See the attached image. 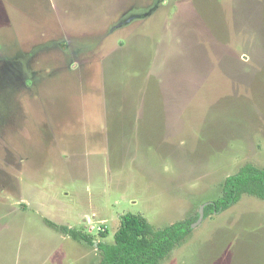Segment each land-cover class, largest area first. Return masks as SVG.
Returning <instances> with one entry per match:
<instances>
[{
  "label": "rangeland",
  "instance_id": "obj_1",
  "mask_svg": "<svg viewBox=\"0 0 264 264\" xmlns=\"http://www.w3.org/2000/svg\"><path fill=\"white\" fill-rule=\"evenodd\" d=\"M246 163L264 169V0H0V264H101L122 215L194 217ZM162 264H264V199Z\"/></svg>",
  "mask_w": 264,
  "mask_h": 264
},
{
  "label": "trees",
  "instance_id": "obj_2",
  "mask_svg": "<svg viewBox=\"0 0 264 264\" xmlns=\"http://www.w3.org/2000/svg\"><path fill=\"white\" fill-rule=\"evenodd\" d=\"M244 194L264 199V169L246 163L235 174L226 177L220 197L205 207V217L221 213L239 202ZM194 217L176 221L164 228L155 229L148 218L128 212L121 216V223L114 234L113 243L100 241L101 264H162L173 251L193 232ZM45 222L61 234L75 241L95 245L91 234L84 229L56 223L48 218Z\"/></svg>",
  "mask_w": 264,
  "mask_h": 264
},
{
  "label": "crops",
  "instance_id": "obj_3",
  "mask_svg": "<svg viewBox=\"0 0 264 264\" xmlns=\"http://www.w3.org/2000/svg\"><path fill=\"white\" fill-rule=\"evenodd\" d=\"M215 47H218L221 51H219V54H220V52H222V50L223 49H225V48H227V49H230L228 46H224V44H221V43H219V42H216L215 43ZM224 51H227V50H224ZM243 62H245V61H243ZM235 63H237V64H235L236 66L238 65V67H240V65L242 64V62L240 61V60H237V61H235ZM230 69V71L232 72V74H233V76L231 77V79H236L237 77H239L238 75V73L237 72H233L232 71V69L230 68V65H226V67H225V69ZM225 69L223 70L224 71V74H230L229 72H226L225 71ZM240 70V69H239ZM228 91H231V89H230V87L228 86V89H227Z\"/></svg>",
  "mask_w": 264,
  "mask_h": 264
},
{
  "label": "water",
  "instance_id": "obj_4",
  "mask_svg": "<svg viewBox=\"0 0 264 264\" xmlns=\"http://www.w3.org/2000/svg\"><path fill=\"white\" fill-rule=\"evenodd\" d=\"M209 202H211V201H209ZM209 202H204V204H202V206L200 207L199 218L192 224L193 227L200 224L203 221V219L205 218V207L209 204Z\"/></svg>",
  "mask_w": 264,
  "mask_h": 264
}]
</instances>
